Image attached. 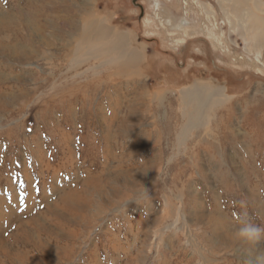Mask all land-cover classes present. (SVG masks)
<instances>
[{
  "label": "rangeland",
  "instance_id": "rangeland-1",
  "mask_svg": "<svg viewBox=\"0 0 264 264\" xmlns=\"http://www.w3.org/2000/svg\"><path fill=\"white\" fill-rule=\"evenodd\" d=\"M44 1L60 2L0 0V15L4 10L68 24L45 28L60 40L31 64L0 55V67L12 79L19 69L27 71L22 83L3 84L7 95L1 96L0 264H247L264 253V244L249 251L234 235L242 220L264 227V138L250 127V114L264 98V43L257 46L260 31L248 28L247 17L264 20V0H247L243 8L234 0H159L168 13L175 6V25L182 19L200 31L188 36L164 27L165 11L156 17L153 0H83L87 16L72 0L62 3L72 5L70 14L59 16ZM96 1L99 15L88 22ZM98 28L112 33L110 40L94 37L101 45L84 33ZM169 33L179 39L175 47ZM118 36L136 64L120 67L111 84L118 90L107 102L108 88L94 97L107 114L111 99L118 100L114 123L92 116L99 109L76 93L63 101L80 99L87 118L79 114L70 124L67 108L60 100L50 103L47 94L62 100L59 88L95 63L100 74L94 56L101 48L112 51L108 43ZM164 62L175 71L165 75L158 65ZM36 73L45 84L30 96ZM101 77L105 83V73ZM197 94L210 101L201 115ZM124 102L137 107L134 115L127 116ZM57 120L63 121L60 132L50 126ZM88 175L94 188L81 193ZM61 186L87 199L71 197L76 205H66Z\"/></svg>",
  "mask_w": 264,
  "mask_h": 264
},
{
  "label": "bare ground",
  "instance_id": "bare-ground-1",
  "mask_svg": "<svg viewBox=\"0 0 264 264\" xmlns=\"http://www.w3.org/2000/svg\"><path fill=\"white\" fill-rule=\"evenodd\" d=\"M234 1H238L242 5V8L244 7V5L246 6V4H247V0H234ZM161 6H162V4L160 3L159 0H153L152 8L156 12V17H159L161 19L160 14H162V11H165V16H164V27L165 28L173 29V30L177 31L178 33H182L185 36H188L190 34V31H192V33L193 32H195V33L200 32L198 30L195 31V30L191 29L190 23L187 21H183L182 19L180 21H178V23L175 25L174 24V16H172V14H171L172 8H175V6L174 5L171 6L169 13H168V9L164 10V8ZM20 16L21 15H19L18 17L14 16V15L8 16V13H6V12H4V10H2V14L0 15V55H2L3 59L4 58L7 60L13 59L15 62L24 66L27 64H31L32 62H34L36 60L41 59V58H36V57H38L37 53L41 54L43 50L50 51L54 47H56L55 43H56V41L60 40V37H59V34H57L58 33L57 31H54L53 33H49V34H47V32L45 31V28H49V27L51 28V27H53V25L55 23L53 24L51 21H49L47 19L45 21H42V20L36 19L34 17L29 18V17H20ZM247 17H249L248 28L249 29L258 28L260 31V35L257 36V46L263 45V43H264V20L258 19L257 16L252 14V13H248ZM56 24L57 25H54V28L57 27L56 30H59L61 28L60 27L61 24H67V23L65 22V23H56ZM204 25L205 24L199 23L198 27L201 28L202 30H204ZM84 33L90 36V42L96 43L98 45H101V44H99L98 41L94 37H96L99 40L105 39V38L110 40L109 37H112V33H107L101 28L93 30V33L92 32L88 33V30H85ZM165 37L167 40L168 37L167 36H165ZM168 40L174 44V47L176 45V42H179V39L177 38V36L175 37V35H173L172 33H169V39ZM108 45H110L109 49L112 48V51H109V52L102 51L103 49L101 48L95 54V56H94L95 60L92 59L93 61H99V63L101 64V65L99 64L100 68L102 69L100 74L98 72H96V67L94 66V65H96V63H95L93 65H90L91 67L88 66V68L86 70L84 69L85 71L77 70L75 72V74L71 77L73 80L67 81V83H64V84H67L65 87L59 88V93H60L59 95L60 96L62 95V97H61L62 100L58 99L55 94L54 95L47 94V98L49 96L51 97V99L49 100L50 103H57V101L60 100L58 102H61L63 107L67 108L66 114L68 116V122L70 124H73L71 122L72 119L73 120L75 119V121H76V118H78L77 116H79V114L85 113V117L87 118V115H86L87 111H86L84 105L81 104L80 99H77L75 101H67L66 104L63 101V98L69 97V96L74 95L76 93H79L81 95L82 100L86 104H89L91 107H96V109L97 108L99 109V111H96L92 116H100V117H102L103 120H105V119L109 120V121L111 120L110 123H107V125H109V126H112V124L114 123V119L116 117L115 116L116 115L115 110L117 109V107L119 105L118 100L116 98L111 99L109 108H107V110L109 111L110 114H107L105 111L103 112V110H102L103 102L94 100V97L98 93H101L102 88H106V89L108 88V91H107L108 94H107L105 102H107L111 97H113L114 93L118 90V88L112 87V85H111L113 79L115 77H118V75L121 73L119 71L120 67L128 68V66L129 67L134 66L136 64L135 63L136 57H133V56H135L133 54H130L129 56H125L127 54H126V52H123L124 49H123V43H122V36H118V38H116L115 44H113V42H109ZM29 51L32 52V55H27V53ZM121 57H128L127 62L121 63V60L123 59ZM241 61H242V64L244 66H250V63H248V61H246L244 59H242ZM87 63L88 62H85L82 65H85ZM1 65L4 66L3 64H1ZM80 67L78 69H80ZM103 68L106 69V72L103 70ZM5 70L6 69L2 70L0 67V106L2 105V99H1L2 92H3V96L7 95L4 91L5 85H3V84H5L9 81H16V82L18 81V83H22V78L24 77L25 74H27L26 70L19 69L18 75L13 73V75H15V77H14L15 80H14L11 77H9L10 74L4 73ZM78 71H81V72L79 73ZM90 73L93 74V77L90 75ZM104 73H105V81H106L105 83L102 82L103 77H101V74H104ZM36 75H38V78L34 84L35 86L31 89V93L28 94L30 96H31V94H35L37 91L42 89V87H43L42 85L45 84L44 80L42 79V75L39 73H36ZM77 80H82V81L79 84V83H76ZM55 87H59V85L56 86L54 84L52 87V89L54 91H58V90L54 89ZM14 88L17 91V87H14ZM19 88L21 89V92H22L23 88H21L20 86H19ZM52 89H50V90L52 91ZM257 92L258 93L260 92L262 94V91L259 88L257 89ZM111 94H112V96H111ZM136 94H139L140 100H144L146 98L145 94L142 90H140V91L137 90ZM199 94H201V92H199ZM30 96H28L27 99H29ZM54 98L57 100H55ZM196 99H197V102L195 103V110H197V112L201 115L205 111V109L207 107H209L208 105H209L210 101L203 98V95H198V94L196 96ZM258 100L260 102L259 105L254 110L253 114H250V115H252L251 118L253 119L250 121V127L253 129V132L260 129L262 131V135L264 138V98H263V96H260ZM125 103L126 102H124V106H122V109L123 110L125 108L127 109V116L130 117V116L134 115L136 113V110H138L137 107L133 106V105H131L130 107H125ZM76 106H78V111L76 112V114H74V108ZM219 112H222V111H219ZM257 113H261V116L258 117ZM92 116H91V118H93ZM46 117H48V116H46ZM80 117H81V118H79L80 121H82V120H84V122L86 121V119L83 116H80ZM216 119H218V118H216ZM224 119H225V117H224ZM249 120H250V118H249ZM60 121L57 120V122L52 121L50 123V126L52 127L53 131L60 132L59 129L61 131L63 130L62 129L63 121L62 122H60ZM111 122H112V124H111ZM122 122H124L126 124L125 129H128L129 123H130L129 120L122 121ZM219 122H221V121H219ZM74 125H75V123H74ZM70 126H71V129H73L72 128L73 125H70ZM11 135L12 134H10L9 137L13 138ZM95 140H93L95 142L94 144H97V142ZM102 141L106 146L110 142L109 138H106V137L102 138ZM91 144H92V142H91ZM102 149H104V148H102ZM58 153L60 154V152H57L56 155H59ZM94 154L88 153V156L91 155L93 160H97V157L94 156ZM84 157H85V154H84ZM44 160H45V157H44ZM50 163L51 162L42 161V164L49 165ZM86 172H88V171H86ZM93 182H94V176L88 175V177H86L85 182L83 181V183L81 184L82 190L80 192L82 193L83 191H86L85 189L89 188V187L94 188ZM59 190L61 192V202L63 203L65 200L66 205H76L75 201L71 200V197H77L81 201H84L87 199L86 197L81 196V193L80 194H78V193L77 194H70L69 190H68V186H64V187L61 186L59 188Z\"/></svg>",
  "mask_w": 264,
  "mask_h": 264
},
{
  "label": "clouds",
  "instance_id": "clouds-1",
  "mask_svg": "<svg viewBox=\"0 0 264 264\" xmlns=\"http://www.w3.org/2000/svg\"><path fill=\"white\" fill-rule=\"evenodd\" d=\"M235 237L249 246V251L258 250L264 244V227L242 220L240 226L234 230ZM247 264H264V253H259L254 259H249Z\"/></svg>",
  "mask_w": 264,
  "mask_h": 264
},
{
  "label": "crops",
  "instance_id": "crops-1",
  "mask_svg": "<svg viewBox=\"0 0 264 264\" xmlns=\"http://www.w3.org/2000/svg\"><path fill=\"white\" fill-rule=\"evenodd\" d=\"M64 1H69V0H60V2L59 3H56V4H53L52 2H48V1H44V2H46L47 4H53L54 5V7H52V9H58L59 11L58 12H55V14L56 15H58L59 16V14L61 13L62 15H65V14H70V11L68 10L69 9V7L70 6H72V5H69L70 4V1H69V4H62ZM86 1V0H85ZM85 1L83 2V0H72V4H74V6H75V8L77 9V10H79L83 15L82 16H87V14H85L84 15V13L82 12V10H81V8H83V6L84 5H86L85 4ZM84 3V4H83ZM95 5H97L98 6V1H96L95 3H94V5H93V8L92 7H90V10L93 12H91V13H89L88 15L89 16H91V18H89V20H88V22H92V21H94L95 20V17H97L99 14H96V13H94L95 12ZM117 5H119V4H117ZM54 13V12H53ZM59 13V14H58ZM76 16V15H75ZM75 19V20H74ZM73 20H68V19H66L65 20V18L62 20V21H67V22H78L81 18H74ZM87 18H84V20H86ZM79 22H84V21H79ZM161 64H159V66H160ZM159 69H160V67H159ZM162 69H164V67H162Z\"/></svg>",
  "mask_w": 264,
  "mask_h": 264
},
{
  "label": "flooded vegetation",
  "instance_id": "flooded-vegetation-1",
  "mask_svg": "<svg viewBox=\"0 0 264 264\" xmlns=\"http://www.w3.org/2000/svg\"><path fill=\"white\" fill-rule=\"evenodd\" d=\"M181 44H182V43L178 44L177 46H179V45H181ZM167 45H168V43H166V46H167ZM177 46H176V47H177ZM158 65H159V64H158ZM159 67H160V69H162V67H164V69H162V72H164L165 75H167V72L169 73L170 71H173V72L175 71V69H174L173 67H171V64H170V65H168V64L166 65L165 62H164V64H161ZM162 72H161V73H162ZM170 76H172V74H171ZM172 77H173V76H172ZM176 80H177V79H176Z\"/></svg>",
  "mask_w": 264,
  "mask_h": 264
}]
</instances>
